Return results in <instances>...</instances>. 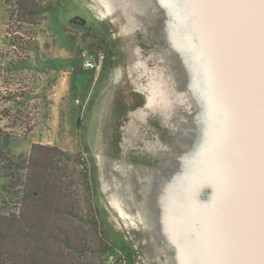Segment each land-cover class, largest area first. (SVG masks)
<instances>
[{
  "label": "rangeland",
  "instance_id": "1",
  "mask_svg": "<svg viewBox=\"0 0 264 264\" xmlns=\"http://www.w3.org/2000/svg\"><path fill=\"white\" fill-rule=\"evenodd\" d=\"M64 2L24 18L0 0V131L14 158L40 144L94 162L105 234L133 264H264V0ZM83 49L104 68H85ZM43 150L46 177H66L47 198L57 231L26 236L29 190L0 177V264L29 248L37 264H102L75 218L79 167L53 168Z\"/></svg>",
  "mask_w": 264,
  "mask_h": 264
},
{
  "label": "trees",
  "instance_id": "2",
  "mask_svg": "<svg viewBox=\"0 0 264 264\" xmlns=\"http://www.w3.org/2000/svg\"><path fill=\"white\" fill-rule=\"evenodd\" d=\"M4 1L5 4H9V0ZM13 2L14 6L17 7V10L24 18L47 17L51 12L58 11L65 5L64 0H13ZM76 19V17H73L70 21L72 23H78ZM83 36L88 35L85 32ZM93 38L99 40L98 36ZM71 60L72 58H67L63 59L61 62H57L56 60L49 59L48 65L52 70L61 71L68 66ZM10 142V134L0 131V177H5L9 181L14 178V186L18 191L22 187H26L29 190V192L26 193L24 201L29 208L28 210L33 213L30 216L22 214V217H19V219H23V225H19V227L22 230H26V236L30 237L31 240L38 245L39 240L42 242V234H45L47 230L50 231L52 229L55 232L57 231L55 227L58 226L54 222V217L47 215V213L48 211H52V209H55L57 212H60V210L56 208V203L52 206L51 200L47 198L50 195H55L56 192H60L61 187L62 189L65 188V186L60 185L62 184L61 181H64L66 177H61L63 179L60 178L58 180L60 184L56 186L55 183L51 182V180L46 177L45 169L48 166H46V164L45 166L41 164L43 162L42 160L49 157L44 154H42V157L41 155L37 156L36 153L33 152L35 148L53 150L55 152L52 154L54 157L47 162V165L53 168L58 164L79 167V183L82 186V197H84L82 201L83 206L79 207V209H82L81 212H86V214L81 215L82 213H80V215H77L75 218H77L79 223L87 224L91 234H93L90 240L94 248L91 251L96 253L100 259H103L102 261L104 262L102 264H133L134 252L131 246L125 242L119 243L114 238L105 234L104 221L98 210L96 201L97 185L94 177V162L58 148L47 147L40 144L32 146V152L29 158H19L17 160L10 152ZM43 167L44 170L42 169ZM61 211L64 215L68 213L67 208H63ZM49 219H51V221ZM63 234L65 236L66 233L63 231ZM22 236L25 235L22 234ZM28 237L26 239H28ZM29 243L32 246L31 241ZM35 249L29 248L23 261L19 260V263L37 264L36 258L39 257L35 256L37 255V249ZM47 250L48 248L44 250V256H42L44 260L45 257L49 256ZM110 259H113V261L110 262ZM51 262L57 264L53 259Z\"/></svg>",
  "mask_w": 264,
  "mask_h": 264
},
{
  "label": "built area",
  "instance_id": "3",
  "mask_svg": "<svg viewBox=\"0 0 264 264\" xmlns=\"http://www.w3.org/2000/svg\"><path fill=\"white\" fill-rule=\"evenodd\" d=\"M80 55L84 57L83 66L85 68L93 69L96 72L102 69L105 62V55L102 51H99L94 58L87 57V52L84 49L81 50Z\"/></svg>",
  "mask_w": 264,
  "mask_h": 264
},
{
  "label": "crops",
  "instance_id": "4",
  "mask_svg": "<svg viewBox=\"0 0 264 264\" xmlns=\"http://www.w3.org/2000/svg\"><path fill=\"white\" fill-rule=\"evenodd\" d=\"M34 131V130H33ZM33 131H31L30 133H32Z\"/></svg>",
  "mask_w": 264,
  "mask_h": 264
}]
</instances>
